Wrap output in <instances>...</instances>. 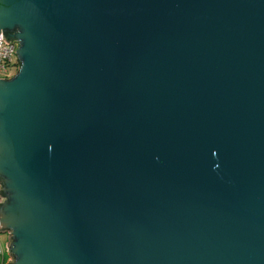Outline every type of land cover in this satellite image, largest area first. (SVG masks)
<instances>
[{"label":"water","instance_id":"water-1","mask_svg":"<svg viewBox=\"0 0 264 264\" xmlns=\"http://www.w3.org/2000/svg\"><path fill=\"white\" fill-rule=\"evenodd\" d=\"M6 264H264V0H0Z\"/></svg>","mask_w":264,"mask_h":264},{"label":"built area","instance_id":"built-area-1","mask_svg":"<svg viewBox=\"0 0 264 264\" xmlns=\"http://www.w3.org/2000/svg\"><path fill=\"white\" fill-rule=\"evenodd\" d=\"M15 47V44L4 42L2 35L0 34V79L9 78L17 69L14 54ZM7 241L8 235L6 234V241L0 243V264H6L8 259L11 260V257L6 250Z\"/></svg>","mask_w":264,"mask_h":264},{"label":"rangeland","instance_id":"rangeland-1","mask_svg":"<svg viewBox=\"0 0 264 264\" xmlns=\"http://www.w3.org/2000/svg\"><path fill=\"white\" fill-rule=\"evenodd\" d=\"M6 241V234L0 233V243H4Z\"/></svg>","mask_w":264,"mask_h":264},{"label":"trees","instance_id":"trees-1","mask_svg":"<svg viewBox=\"0 0 264 264\" xmlns=\"http://www.w3.org/2000/svg\"><path fill=\"white\" fill-rule=\"evenodd\" d=\"M14 74V73H13Z\"/></svg>","mask_w":264,"mask_h":264}]
</instances>
